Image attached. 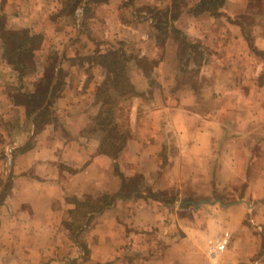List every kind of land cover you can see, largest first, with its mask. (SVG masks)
I'll list each match as a JSON object with an SVG mask.
<instances>
[{
  "label": "crops",
  "instance_id": "0c3cea01",
  "mask_svg": "<svg viewBox=\"0 0 264 264\" xmlns=\"http://www.w3.org/2000/svg\"><path fill=\"white\" fill-rule=\"evenodd\" d=\"M201 2L84 0L70 10L69 0H0L6 30L42 40L23 68L0 42V177L5 155L13 153L11 176L0 178V195L9 184L0 205V264H46L68 245L94 264H264V0H222L217 15L194 13ZM92 4L106 16L89 14ZM133 4L170 14L180 9L167 24L179 37L170 32L158 45L129 17ZM83 37L86 44L78 47ZM125 38L136 43L139 58L156 61L152 75L170 94L150 96L153 83L136 66V92L121 97L122 110L110 124L123 136L115 155L105 149L109 125L100 122L99 87L109 71L93 58ZM74 52L91 61L71 62ZM193 71L195 82L174 80ZM43 88H49L46 102L30 114V100ZM184 158L218 168L217 184H242L244 193L199 208L179 207L195 199L180 194L165 205L156 192L178 183L184 167L199 166L184 165ZM166 168L170 179L162 174ZM129 180L153 194L129 195ZM86 201L105 203L79 227L86 228L88 253L70 236ZM224 235L228 247L211 256V242Z\"/></svg>",
  "mask_w": 264,
  "mask_h": 264
},
{
  "label": "rangeland",
  "instance_id": "374dc122",
  "mask_svg": "<svg viewBox=\"0 0 264 264\" xmlns=\"http://www.w3.org/2000/svg\"><path fill=\"white\" fill-rule=\"evenodd\" d=\"M106 0H96V2H104ZM136 1V0H135ZM256 0H254L255 2ZM260 1V0H257ZM80 2H84L82 0H69V8L70 10L72 8H74L75 5H78ZM95 3V1L93 2ZM256 5V4H255ZM154 8L152 6H144V7H136L134 4L132 6V9H130L129 15L132 14L134 16L135 22H137L136 20L140 21L139 22V26L142 27V30H145L148 34L151 35L152 38H156L155 41L158 43V45L163 46L164 42L166 41V37L170 34V32H173V34H175L176 36L179 37V33L178 31L173 28V31H171L170 28H168L169 25L168 24V19L169 17L172 16H176L177 12L180 11L177 10L176 12L173 11L172 14H170L169 10L168 12H166L167 14H165L163 16V13H155L154 11H150L149 9ZM87 9L89 14H96L99 17L101 16H106L104 15L105 11H101L98 7V5L95 7L94 4H92L91 7H88L87 5ZM158 9V8H157ZM167 10V9H164ZM258 11V10H255ZM103 13V14H102ZM257 13V12H250L246 18L248 19V22H250L252 20V17H254L253 15ZM253 14V15H252ZM131 17V15L129 16ZM142 18V19H141ZM103 19V18H100ZM129 19V18H128ZM146 20H148V22H146ZM150 20H154L157 24V26L153 25ZM159 21H167L165 22V24H161ZM102 22V20H101ZM4 22L0 19V25L3 24ZM138 24V23H137ZM131 25L134 28H138V25ZM90 26V25H89ZM101 27H103V25H100ZM90 28V27H89ZM168 28V29H167ZM90 30V29H89ZM101 30V29H100ZM139 30V28H138ZM133 31V30H132ZM101 32V31H100ZM102 32H103V28H102ZM86 37V35H85ZM85 37H83V41L79 42V46L78 47H82L86 44V41L84 40ZM100 37V36H99ZM126 41H121V40H117L115 39V44H113L114 46V50L117 51L120 55V62L124 61V71H125V77L128 83H130L132 85V90L135 94L136 90L132 84V81H136L138 82V73H136V66H140L142 68H144L147 72V79L149 80V82H152L153 85H150V88L147 90L149 91L150 96H162V95H168L170 93H168V91L166 90L164 92V90L159 86L156 78L153 77V69L154 66L156 65V61L154 59L151 58H146L147 56L143 57L142 59L139 58L136 54L137 52V46L135 42H132L131 40L129 42H127V38H125ZM85 41V42H84ZM154 41V42H155ZM40 42H42V40L40 38H36L34 41V45L35 47L40 45ZM99 45L104 46L103 51H110L108 49V40L102 39L100 38L98 41ZM111 42L109 41V44ZM124 43V45H123ZM112 45V44H111ZM149 47H152L153 44H149ZM148 47V48H149ZM11 56H12V51H10ZM54 53V52H53ZM77 52L72 53L73 56L77 55ZM111 57H109L107 59V57H105V55L103 54V52H101L99 55H96L93 58V62H95L96 64H107L110 63L111 60L113 59L112 55H110ZM80 57L75 56L71 62L75 61L77 62V60H79ZM52 59L53 62L57 61V55L56 54H52ZM81 62L85 63V62H89L91 61L90 57L85 58L84 56H81ZM119 60V59H118ZM27 63H30V59L27 60ZM130 70V71H129ZM104 75V72H100ZM115 74V73H114ZM117 74V73H116ZM115 74V77H116ZM196 72H189V73H182L179 77H175L174 80L177 82L178 85L182 84V83H186L188 81L191 82H195V78H196ZM132 75V76H131ZM113 77V76H112ZM107 81V79L103 82V84L101 85V87H99V96L103 99V101H109V98H107L108 94H110L116 101V104L114 107L115 110L120 109V107L122 106L121 104V92L120 89L119 91L117 90H112L111 88L107 87L108 84H105ZM142 90L146 91L147 88L143 89V87H141ZM109 90V92H108ZM147 93V92H145ZM121 98V99H120ZM37 100H40V98H37ZM110 99V101H112ZM109 101V102H110ZM112 108V103H109L108 105H104V110L105 109H111ZM53 111V110H51ZM119 111H117L118 113ZM110 126V125H109ZM108 126V131L106 133L107 137H109V139H107V145L105 147V149H111L114 151V149H118L119 145L121 144V139L118 140L116 138V135L118 134V131H121L120 127L117 128V126ZM119 126V125H118ZM115 153V151H114ZM13 155V153H11L10 151H8V153L5 155V161H6V165L2 168V174H1V179H7L8 176H11V168H12V163H11V156ZM184 165H189V164H196V162H192L190 161L188 158H184L183 161ZM196 165H199V163H197ZM170 171H168V169H164L162 174L166 175V179H170ZM218 168L216 167H211V168H205L202 167L201 165L199 166H192V167H184L183 169H181V173H180V177H179V182L175 183L173 185V187H168V188H164L162 190H160L159 192H156V198H158V200H161L162 202H164L165 205L167 206H171L172 205V201L169 200L171 197H173L174 199H176V197L178 195L180 196V194H184L187 196H192L197 202L202 201V200H208L210 201V203L214 202H218V198L219 196L221 197H225L226 195H229V198L227 199H223L222 203L226 204L229 202H233L236 197L241 196L242 193H244V185L242 184H234V185H219L215 182V180H217L218 178ZM172 177V176H171ZM174 179V177H173ZM168 182V181H167ZM126 192L129 195H134L143 191H151V188H148V186L140 181H135V180H129L127 182L126 185ZM6 188H3L2 190V194L0 195V205L4 202L5 200V196L6 193H8L9 191V184L7 183L5 185ZM153 194V192L151 191L149 194ZM151 194V195H152ZM177 194V195H176ZM206 198V199H204ZM208 198V199H207ZM107 202H110L111 199L106 200ZM105 201V202H106ZM105 203H94L92 201H86L84 204H82L75 216L73 221L70 223L72 224V232L70 234L71 238H73L74 243L79 244L80 246H83V248L87 247L86 246V236H87V232H86V228H83V230H79V227L82 226L84 223H88V217L86 216V214L90 211V210H96V211H101V209L104 207ZM205 206V205H204ZM104 209V208H103ZM72 240V239H71ZM71 248L72 246H66V247H62L59 250H56L55 252V257H51L50 262L46 263V264H94L91 263L90 260L87 258V256L81 257V258H76L75 254H72L71 252ZM69 255H73V257H69ZM75 255V256H74Z\"/></svg>",
  "mask_w": 264,
  "mask_h": 264
},
{
  "label": "trees",
  "instance_id": "16d2710c",
  "mask_svg": "<svg viewBox=\"0 0 264 264\" xmlns=\"http://www.w3.org/2000/svg\"><path fill=\"white\" fill-rule=\"evenodd\" d=\"M84 1V0H82ZM222 0H202L201 4H199L195 9L194 13H202V12H209L211 14H220L218 11L221 8ZM150 11H154L156 13H163V16L167 14L168 10L164 9H157L156 7L149 9ZM0 19L4 22L0 25V42L4 44L10 51H12L11 56V62L15 65H17L20 68L25 67L27 60H31L32 51L34 49V41L35 38L29 36L27 30H21V31H8L5 27V21L6 17L0 15ZM161 24H165L167 21H159ZM112 55L113 59L110 63L105 64L104 66L108 69L109 74L107 77V81L105 84H108L107 87L111 88L112 90H117L121 92V97H128L132 98L134 95V92L132 90V85L127 82L125 77V71H124V61L120 62V55L117 51H111L109 54H106L105 57L107 59L111 57ZM119 59V60H118ZM116 77H115V74ZM113 76V77H112ZM109 92V90H108ZM49 95V88H43L42 90L38 91L36 95L33 97V99L30 100V114L36 112L38 109H41L46 99ZM55 96V92H54ZM112 100V96L110 94L107 95ZM37 98H40V100H37ZM115 100V99H113ZM104 101V105H108L109 103H112L111 109H105L104 110V117L101 119L102 125H110L117 119V111L114 109L113 106H115L116 101ZM120 111L122 108L119 109ZM48 108L46 109V112L42 115H40V118L44 120V118L47 116ZM122 135L119 134L116 135V138L118 140L122 139ZM115 155L117 151L114 149ZM125 187V185H124ZM125 189V188H124ZM86 253L87 247L83 248Z\"/></svg>",
  "mask_w": 264,
  "mask_h": 264
},
{
  "label": "built area",
  "instance_id": "2783aa9c",
  "mask_svg": "<svg viewBox=\"0 0 264 264\" xmlns=\"http://www.w3.org/2000/svg\"><path fill=\"white\" fill-rule=\"evenodd\" d=\"M229 240H230L229 236L224 235L220 239H216L215 241H212L209 254L213 257H216L217 255L225 251L229 245Z\"/></svg>",
  "mask_w": 264,
  "mask_h": 264
},
{
  "label": "water",
  "instance_id": "95a60500",
  "mask_svg": "<svg viewBox=\"0 0 264 264\" xmlns=\"http://www.w3.org/2000/svg\"><path fill=\"white\" fill-rule=\"evenodd\" d=\"M208 203H210V201H208V200H202V201L197 202L195 200L188 199V200L179 201V207H181V208H190V207L199 208V207H202Z\"/></svg>",
  "mask_w": 264,
  "mask_h": 264
}]
</instances>
